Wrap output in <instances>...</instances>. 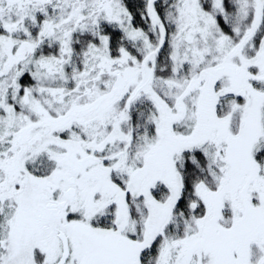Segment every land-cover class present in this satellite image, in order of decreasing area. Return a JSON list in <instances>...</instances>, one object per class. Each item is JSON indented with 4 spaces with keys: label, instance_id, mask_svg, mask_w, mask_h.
Returning a JSON list of instances; mask_svg holds the SVG:
<instances>
[{
    "label": "snow or ice",
    "instance_id": "snow-or-ice-1",
    "mask_svg": "<svg viewBox=\"0 0 264 264\" xmlns=\"http://www.w3.org/2000/svg\"><path fill=\"white\" fill-rule=\"evenodd\" d=\"M0 264H264V0H0Z\"/></svg>",
    "mask_w": 264,
    "mask_h": 264
}]
</instances>
